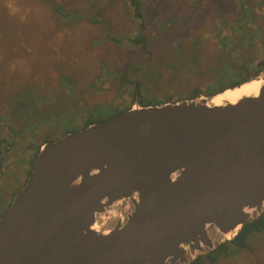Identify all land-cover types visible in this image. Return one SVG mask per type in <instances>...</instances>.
<instances>
[{"label":"water","instance_id":"water-1","mask_svg":"<svg viewBox=\"0 0 264 264\" xmlns=\"http://www.w3.org/2000/svg\"><path fill=\"white\" fill-rule=\"evenodd\" d=\"M216 97L137 102L43 144L0 218V264H192L236 238L264 215V85Z\"/></svg>","mask_w":264,"mask_h":264},{"label":"rangeland","instance_id":"rangeland-1","mask_svg":"<svg viewBox=\"0 0 264 264\" xmlns=\"http://www.w3.org/2000/svg\"><path fill=\"white\" fill-rule=\"evenodd\" d=\"M256 1L257 20L240 24L237 0H140V19L128 0H51L65 16L46 0H0V217L25 186L33 153L89 118L101 122L110 106H136L135 80L146 99L172 95L178 102L186 91L230 83L233 77L222 80L218 72L233 55L249 51L253 59L260 52L263 59L264 9ZM255 31L262 43L246 49L244 39ZM139 36L148 43L128 42ZM196 41L202 43L198 64L192 61ZM116 222L114 215L99 217L96 226L105 231ZM250 242L252 249L217 264H264V232ZM209 255L200 257L203 264Z\"/></svg>","mask_w":264,"mask_h":264},{"label":"trees","instance_id":"trees-1","mask_svg":"<svg viewBox=\"0 0 264 264\" xmlns=\"http://www.w3.org/2000/svg\"><path fill=\"white\" fill-rule=\"evenodd\" d=\"M130 5L133 7V9H135V17L137 19H140L142 17V13H141V9H142V5L140 0H128ZM256 0H237V4L240 7V15L238 20L240 21V24H242V22L247 23L250 21V18H252L253 20H257L258 18V12H257V8H255V6H257L255 4ZM47 4H51V6L54 9V12L56 14H58L59 16H65V11L63 9L62 6L51 2V0H46ZM260 9H264V0H262L261 2L256 1ZM211 7H212V2H211ZM223 15H222V11L221 14L219 13V11H217L216 14V19L217 21H219V24H223ZM199 20V18H198ZM180 24V26H177V28H181L183 27L184 24V20L181 19V21L177 22ZM185 26V25H184ZM244 26V25H243ZM130 44H132L133 46H140L143 43H148V39L146 37H142L139 36L138 38L134 39V40H129L128 41ZM201 41H196L194 44L193 50H192V61H194L195 64L199 63V58L197 57V55L201 52V50L199 49V47L202 45V43H199ZM223 43L226 44V40H222ZM257 43H262L260 42V40H258L257 38V31H255L253 34H251L248 38L244 39V46H246L247 48H252L254 47L255 44ZM228 46H226V48H228ZM179 51L182 52L181 47H179ZM182 56V54H180ZM229 56H232L230 54H227ZM251 53L249 51H242V53L238 54V55H233L232 58H230V60L228 61V59H226V63L225 65H223L221 67V69L219 70L218 74L220 76V79L225 80L228 78V75H230L232 78L231 82L226 84V83H222V82H218L217 85L218 86H209L207 88H205L204 90H200V89H194V90H190V91H186L185 93H187L185 95L184 98H180L179 101L181 100H185V99H196L199 98L201 96H214V95H218L221 94L227 90L233 89V88H237L241 85H243L244 83L249 82L252 79H255L256 77H258L262 72H264V57L263 59L261 58H257L260 55V52H258L257 54H255V58H251ZM225 56H219V60H217L218 62H222L224 63L223 59ZM237 57V58H236ZM234 59V60H233ZM215 69V68H214ZM178 70H176L177 72ZM179 73V72H178ZM154 74V80L155 82H157V78L161 77V70L160 68H157L156 70H154L153 72ZM146 77L151 79L148 76V73L146 74ZM123 83L125 85L127 84H133L131 83L127 77H122ZM136 82V86L133 90L134 95L133 97H137L139 96L140 98V104L143 106H153V105H159V104H163V103H168V102H175L174 97L171 95L169 97H167V99H161L158 100L157 99H152V100H148L145 97H143V94L145 92L144 90V85L140 80H135ZM226 84V85H223ZM173 99V100H171ZM158 101H162L160 103H158ZM132 109V104L126 106L125 108H119V107H113L110 106L107 109H105L103 112L106 114L104 119H101L99 121H108L111 120L113 118H115L116 116H119L123 113H125L126 111ZM98 121L89 118L87 119L83 126L81 125V127L79 128H73V130H69L66 133H70V132H74V131H78L79 129H84L89 127L90 125L97 123ZM40 151V148H38L34 153H33V161H32V166L33 163L38 155ZM264 232V215H262L261 217L255 219L254 221L246 224V226L243 228V230L240 232V234L238 236H236V238L226 241L225 243H223L221 246H219L215 251L211 252L210 255L208 256L209 259V264H217V262L221 259V258H227V257H231L233 255H238L240 254L241 250L244 249H252L251 248V242H250V237L254 234V233H263ZM192 264H203L202 263V258L197 259L195 262H193Z\"/></svg>","mask_w":264,"mask_h":264},{"label":"bare ground","instance_id":"bare-ground-1","mask_svg":"<svg viewBox=\"0 0 264 264\" xmlns=\"http://www.w3.org/2000/svg\"><path fill=\"white\" fill-rule=\"evenodd\" d=\"M264 85L262 78L257 80H250L249 82L241 85L234 90H227L219 95L215 99V103L230 102L236 103L244 97L257 96ZM143 106V105H142ZM230 239V237H227Z\"/></svg>","mask_w":264,"mask_h":264},{"label":"flooded vegetation","instance_id":"flooded-vegetation-1","mask_svg":"<svg viewBox=\"0 0 264 264\" xmlns=\"http://www.w3.org/2000/svg\"><path fill=\"white\" fill-rule=\"evenodd\" d=\"M10 206H11V204H10ZM10 206H9V207H10ZM9 207H8V208H9ZM7 211H8V210H7ZM7 211H6V212H7ZM2 216H3V215H2ZM2 216H1V217H2ZM1 217H0V218H1Z\"/></svg>","mask_w":264,"mask_h":264}]
</instances>
